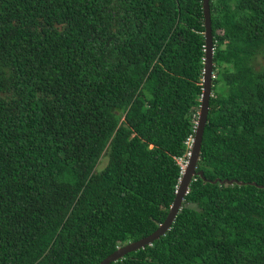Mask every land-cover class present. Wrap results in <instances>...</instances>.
Returning <instances> with one entry per match:
<instances>
[{
	"label": "trees",
	"instance_id": "trees-1",
	"mask_svg": "<svg viewBox=\"0 0 264 264\" xmlns=\"http://www.w3.org/2000/svg\"><path fill=\"white\" fill-rule=\"evenodd\" d=\"M210 7L197 170L246 184L195 177L170 230L110 264H264V0ZM204 33L202 0H0V264H100L159 228L195 135Z\"/></svg>",
	"mask_w": 264,
	"mask_h": 264
},
{
	"label": "water",
	"instance_id": "water-1",
	"mask_svg": "<svg viewBox=\"0 0 264 264\" xmlns=\"http://www.w3.org/2000/svg\"><path fill=\"white\" fill-rule=\"evenodd\" d=\"M202 8L204 15V26H205V59H204V72L202 79L203 93L201 96V105L198 113V119L196 123L195 135L192 142L191 151L188 154V159L185 166H182V176L180 178V183L176 191V197L169 210L166 220L159 226V228L147 237H144L135 242H129L121 247H119L114 253L105 258L100 264H110L112 262H117L123 259L127 254L136 252L146 246L151 245L154 241L158 240L164 236L172 227L177 215L182 209L183 203L185 201L186 195L189 193L190 185L192 184L195 177H201L206 181L212 183H220L225 185H244L246 183L236 180V179H226V180H207L204 177L203 171L197 170V164L200 159L202 143L205 128L208 122V116L210 111V99L212 97V87L214 78V41H213V31H212V21H211V7L210 0H202ZM252 185L257 186L256 183ZM259 188H264V186H259Z\"/></svg>",
	"mask_w": 264,
	"mask_h": 264
},
{
	"label": "rangeland",
	"instance_id": "rangeland-1",
	"mask_svg": "<svg viewBox=\"0 0 264 264\" xmlns=\"http://www.w3.org/2000/svg\"><path fill=\"white\" fill-rule=\"evenodd\" d=\"M254 66H255V69L258 70V71H262L264 69V57H258L255 59L254 61ZM188 159V156L184 159H181L179 160L180 164H183V167H184V164L186 163L185 161H187ZM106 165V161H102L99 166H98V170L102 169L104 166Z\"/></svg>",
	"mask_w": 264,
	"mask_h": 264
},
{
	"label": "clouds",
	"instance_id": "clouds-1",
	"mask_svg": "<svg viewBox=\"0 0 264 264\" xmlns=\"http://www.w3.org/2000/svg\"><path fill=\"white\" fill-rule=\"evenodd\" d=\"M193 138L194 137H191L190 139L192 140V142H193ZM189 141V140H188ZM192 142L190 143V144H188V146H189V150L191 151V147H192ZM190 153V152H189ZM188 156V155H187ZM186 162V161H185ZM182 165V164H181Z\"/></svg>",
	"mask_w": 264,
	"mask_h": 264
},
{
	"label": "built area",
	"instance_id": "built-area-1",
	"mask_svg": "<svg viewBox=\"0 0 264 264\" xmlns=\"http://www.w3.org/2000/svg\"><path fill=\"white\" fill-rule=\"evenodd\" d=\"M192 142V140L191 139H189V141H188V144H190Z\"/></svg>",
	"mask_w": 264,
	"mask_h": 264
},
{
	"label": "bare ground",
	"instance_id": "bare-ground-1",
	"mask_svg": "<svg viewBox=\"0 0 264 264\" xmlns=\"http://www.w3.org/2000/svg\"><path fill=\"white\" fill-rule=\"evenodd\" d=\"M182 166H183V164H182ZM184 166H185V164H184Z\"/></svg>",
	"mask_w": 264,
	"mask_h": 264
}]
</instances>
